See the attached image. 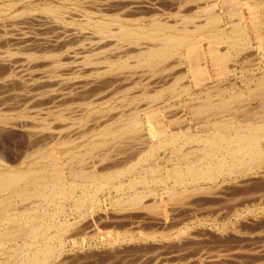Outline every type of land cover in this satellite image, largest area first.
<instances>
[{
    "label": "rangeland",
    "instance_id": "1",
    "mask_svg": "<svg viewBox=\"0 0 264 264\" xmlns=\"http://www.w3.org/2000/svg\"><path fill=\"white\" fill-rule=\"evenodd\" d=\"M183 1L186 2V4ZM189 1L188 0H107V1L106 0H0V11H1L0 16L1 17L4 16V17L0 18V22H3L2 21L3 19H7V24L10 21H12V23L10 22L11 24L9 26H6V20H4V22H3L5 24L0 23V25H1L0 29L2 31L5 29H8V30H5V33H7L6 35H8L7 36L8 40H7V37H6V39L4 38L5 33H3L0 30L1 31L0 37L3 36L0 38V47H1L0 52H3V53H0V55L4 59V63H3V59H1L2 62L0 61L2 63V64H0V73H2V74H0V118L2 119V120H0V122H1V124L4 123L3 124L4 128H2L1 124H0L1 125L0 128H2V130H4L7 125L9 128L15 127L13 129L12 128L9 129L6 127V130L8 129L7 132H6V130L2 131L0 129V156H3L0 158V160L2 158H4V159H2L3 161L5 160L3 162L4 163L3 167L4 168H11V169H17L20 167V168L25 169L26 167H28L30 165V162H31L30 157L34 152L33 150H35V149L39 150V148H40V152H44V153H49L50 149H52L51 152L53 151L55 156L57 158L59 157L58 158L59 163L65 162L67 160V158L70 157L71 152H79L81 154V156L83 153L84 158L80 156L81 160L82 159L83 160L80 163H78V161H74L71 164V166H72V168L75 167L74 169H78V167L79 168L83 167V171H85V172L94 171L95 173L100 175L99 173L101 171H98L97 170L98 168L100 170L101 167L102 168L105 167L107 165V162L109 164L117 165L119 160H120L119 161L120 163H118V165L116 167L114 166L111 168L112 169L119 168V166L121 164L120 168L126 169L127 166L129 167L130 165H133L132 163H136L137 160L140 158V156L143 155L144 151L147 150V146L144 148L145 145H142V143L145 144V140H143L147 136L145 133H147L150 130H154V128H156L160 124H162L166 128V130H168L169 132L170 131L171 132H182V131H184V129L189 128L190 134L191 133L192 134H196V133L199 134L205 128L204 124H206L207 121H209V122L214 121L215 118H210V119H207L206 117H204V118L202 117V119H200L199 117H198L199 119L197 117L194 118L190 114L191 111L189 110V108L192 107V104L193 105L198 104V102L207 98V96L216 97L217 94H220L223 92L222 94H225V96L227 97L228 94L230 93V91H232V89L234 87H235L234 89H236V91L239 90L241 92L242 96H244V98L245 99L247 98V99L245 102V99H243V97H242L243 100L238 101V102L234 101L235 103L232 102L234 104V108H236V109H233L234 111L231 112V114L235 115L236 118L238 117L237 119H239V120L240 119L243 121L253 120V119L255 120L256 118H254L253 115L254 116L259 115V111H260L259 107L256 108V106H259V100L256 99L257 96H255V98H253L254 97L253 94H252L253 97L249 96L250 94L247 91V86L250 85V83H249L250 80H252V82L256 81V80H260L261 76L264 75V71H263L264 70V56H263V53L261 50H258L259 52L257 51V45H256V34H258V32L261 35V37H263L262 42L264 43V5H263V7L260 8L261 16L258 17L259 21L263 22V24L261 25V27L259 26L258 29L256 28L257 30L253 29L251 26L249 28V36H250V39L252 40L253 48L256 46L255 49L257 52L255 53L254 52L255 50L253 48L249 49V52L247 50V53H246V51L245 52L243 51L241 53L242 55L238 56L237 61H236L237 58L236 57L233 58V56H232V59L229 61L230 62L229 65H230L231 70H237L238 69L235 73H230V74H227L225 76L218 77L211 70V72H210L211 77H212L211 81L212 82H215L216 80L217 81L208 89L195 86L193 84V79L189 73H187L184 76H183V74H181V71L183 73L185 67H188V65H189L188 61H184L182 66L180 65V67H179L178 64L175 63V65H174V63L170 62V61L174 62V60H175L174 57H173V60H170V59H172V57H170V59H169L170 61L167 60V62H166L167 65H164L165 64V62H164L163 67H161V68L155 67L156 68L155 71H153V70L149 71V68L147 67L148 65L146 66V64L139 62L140 58L136 54L137 53V50H136L137 47L135 48V46H137V45L134 46L131 41L130 42H128V41H124V42L118 41L117 42L116 38H114V37H112L110 39H108V38L106 39L109 42L107 43V41H106L104 45L108 44V46L107 47L102 46V48H100L102 51L99 49L93 53L88 52L87 54L90 53L91 56L84 54L86 57L89 56L88 59L86 58L87 60H89V63L85 59V61H86L85 64H87L85 66L89 67L92 64L91 66L94 68L93 65L95 64V65H97V66H95V69L97 67L101 66V67H99V69L100 68L103 69V70L100 69V71H102V74L99 73L97 75L98 77H96L95 75L92 74L93 75V77H92L91 74L88 73V72H90L89 68L87 71H83L82 74H81V72L75 71L76 70L75 69L76 64H79L78 66H84L83 64L85 61H83L84 58H82L81 60H80V58L76 59L73 56V54L74 55L76 54V57H77V54L81 51V48H79L80 46L83 47L84 46L83 44L88 42L84 46V47H86V46L88 47V45H90L89 42H91L89 40H92V39L93 40L94 39L99 40V38L101 36L103 37V35L99 34V32H97V30L95 28H93L92 26H89L87 23L85 26H84L85 23H82L83 24V26H82V24L81 23L79 24V22L77 23V21L73 17L76 16V19L80 22H85L83 19H85L87 17L88 18L91 17V19H94V20H96V19L98 20V18L99 19L102 18V20L106 19V21H108V20L113 18L112 14L115 15L114 13H116L117 15L122 14L121 16L123 18L126 17L127 19L125 18L124 23L132 26L133 28H136L137 26H148L151 23V21L158 19V21L159 22L162 21V23H167L169 25L174 24L175 26L174 25L173 26L177 27V28L184 25V26H187L188 28L191 29L193 26L192 22H190L186 19L189 23L186 22L183 24L182 23L183 22L182 17L186 16V15H191L192 13L190 12V10L196 9L197 5L200 4L202 6L203 3L204 4L211 3L214 0H197V2H196L197 5L195 2L192 4L193 0H189ZM187 2L189 3L188 5H187ZM107 3H109L108 4L109 7H108ZM179 3L180 4L183 3V5L181 4L182 8H181ZM204 4H203V6H204ZM221 4H222V0H215V5L217 8L222 7ZM45 5L57 7L58 11L62 10V12H63L65 10V13H66V11H70V13L72 14V17H71L70 13H69L70 16L68 14L63 13L64 15H66V16H64L62 14V12H61V14H62L61 16L71 17L72 19L75 20V22H71V18H66L67 20L64 21V19H63L64 17L59 18L57 21H59L61 19L60 20L61 23L67 24V25L64 24L65 26H68V24H69V26H71V27H69V28H71V30L68 27L66 28L64 25H63V27H62L63 29H62L60 26V25H62L60 23V21L57 22V24L55 22H51V20L53 21V19L55 17L52 14H48V13H46V15H48V16L50 15L51 17L49 16V18L51 20L46 15H44L46 17H44L42 15V23H41V21H40L41 18H39V17H41L40 16L41 14H45V12L41 11L40 9L42 7H44ZM105 6L110 8L111 11L109 9H107L108 11L105 10L106 9ZM112 6H113V8H111ZM98 7H100V8L103 7L104 9H102V11H101V9ZM37 8H39V9H37ZM94 8L96 9V11L94 10ZM30 9H31V11L34 9L35 10L34 12H36V11L37 12L34 13L32 11L31 14L29 13V15H28L26 12L27 11L29 12ZM97 10H99L101 13L98 11L99 12V14H98ZM210 10H211V8H210ZM15 11H16V14H15ZM123 11L126 14V16H124L125 14H123ZM188 11H189V13H188ZM9 12H11L13 15H11V13H9ZM74 13H76L78 16L77 15L73 16ZM89 13H91V14H89ZM8 14L10 15V17ZM24 14H25V16H24ZM101 14H106L107 17L101 16ZM107 14H109V15H107ZM36 15L39 17L37 18ZM110 15H111V17H109ZM202 15L206 16V13L201 14V16ZM246 15H247V13H246ZM34 16H36V18H37L36 20L34 19ZM15 17L16 18L19 17L20 19L18 18V21H17ZM24 17L26 20L22 21V19ZM77 17H79V19ZM10 18H12V19L14 18L16 20V22H17L16 26L14 25L16 23L15 20L13 19L14 20L13 21ZM81 18H83V19H81ZM88 18L85 19L86 22H88L87 20H91ZM9 19H10V21L8 22ZM32 19L35 21V23ZM38 19H40V20L38 21ZM224 19H225L224 21L226 22L228 17L224 16ZM27 20L29 22L32 21V24L30 23L27 25V23H29ZM46 20L50 21V23H48V24L46 23L47 26H46L45 22L43 23V21H46ZM21 21H22L24 26L21 24ZM37 21L40 23H38ZM19 22H20V24H18ZM68 22H70V23H68ZM24 23H26V25ZM52 23L53 24L55 23V25L57 26L56 27L54 25L56 27L55 30H54L55 27L53 26ZM39 24H41V27L39 26ZM13 25L15 26V28H13V27L10 28ZM22 26L25 28L21 29ZM37 26L40 28H37ZM42 26L45 28L48 26H50V27H48V29L46 28L47 29L46 30L45 28L43 29ZM51 26H53V27H51ZM226 26L227 25L223 24L220 29H223L225 33H229L230 29L228 26L226 28ZM74 27H77V29L76 28L74 29ZM108 27H111L110 30L114 29V31H116V29H117V25H115L114 23L113 24L110 23V25ZM49 28L50 29L52 28L51 30L53 32H55L57 34V36L59 35V32H61V29H62V31L66 34H64L63 32H61V34L62 35L64 34L66 36L63 35V37L60 38L62 36L60 34L58 36L60 38L59 39L57 36H55L56 35L55 33L51 32V30H49ZM57 28H59L58 32H56ZM65 28L70 30V31L66 30ZM72 28L74 29V33L77 34V37H76V35L73 36L74 34L71 33V32H73ZM78 28L80 29V31L83 30L82 33H85V32H87V33L82 34L80 31H78ZM45 30H46V32H45ZM64 30H66L67 32ZM76 31L81 35V37H78L80 35ZM68 33H69L70 37H68L69 36ZM92 33L94 34L95 38L91 37V36H93ZM9 35H11V36H9ZM86 35H90V36L88 37ZM12 37L13 38L15 37L16 40L13 39ZM67 37L69 38V40L70 39L72 40V38H73V40L75 41V39H76V41L75 42L74 41L71 42V40L68 41ZM51 38L55 41L51 40ZM56 38H58L59 40H64V42H61L58 40V43H62V44L64 43L65 44V41H67L66 42L67 45L66 44L63 45V46H65L63 48L62 44H60L62 49H59L61 47L59 44H56L57 43ZM63 38H65L67 40H65ZM1 39H3V40L5 39L6 41H3ZM80 39L85 41V42L83 43V41H80ZM86 40H88V41H86ZM1 41L3 43L5 42L7 45L4 43L5 44V46H4V44H1ZM46 41H49V42H46ZM51 41L54 43L56 42L55 43L56 46H55V44H54V46L55 47L59 46V48H57L59 50H57V49L54 50L55 47H53V46H50V48H48V45H47L48 50L46 49V43L47 44L49 43L50 45L53 44ZM78 41H80L83 44H81L79 46L78 44H80V42H78ZM114 41L117 42L116 44H118V46H119V44L124 43L123 47H122V45H120L121 46L120 48L123 50H121L120 52H117L114 50L117 54L113 51V49L117 48L120 50V48H118V46L116 44H114L115 43ZM144 41L146 44L143 43ZM69 42H71V43H69ZM76 42H78V43H76ZM8 43H9V45H8ZM43 43H45V45L41 46V44H43ZM72 43H74V44H72ZM110 43H112V45ZM152 43L156 44V41L152 42V40L143 38V39L139 40V42H138L139 46L138 47H143V46L148 47L149 45H153ZM71 44L74 47L71 46ZM29 45H31V46L29 47ZM113 45H114V48L112 47ZM124 45H125V47H124ZM3 46L5 49L3 48ZM36 46L37 47L39 46V48L37 49ZM40 46H41V49H40ZM77 46H79V47H77ZM115 46H117V47H115ZM133 46L135 49L133 48ZM226 46H227L226 44H221V45H218L217 47H218V49L222 50V49H225ZM71 47H72V49L74 48L76 50L74 51V49H73V52H72L71 49L69 50V48H71ZM105 47L107 49L112 47L113 49L110 48V50H108V51L106 50L107 51L106 52V51H103V49H105ZM203 47L204 48L208 47V43L206 40L203 41ZM77 48H79L80 51ZM25 49H27L28 52ZM34 49H35V51H34ZM44 49H46V50H44ZM64 49H65V51L67 50L69 53H73V54L70 55V54L66 53L67 51L64 52ZM9 50L11 52H9ZM31 50L33 51L32 52L33 54H31ZM42 50H44L46 52H44ZM49 50H50V52H53L55 54L58 53L59 56H58V54L56 56L53 53L49 55V53H50ZM111 50L113 52V55L111 53ZM134 50L136 53L132 52ZM4 51H6V52H4ZM38 51H41L44 53H40ZM36 52H38V53H36ZM123 52H124V55H126V57L122 56ZM8 53H10V54H8ZM27 53H28V55H26ZM62 53H64V55L66 53V55L62 57L61 56V55H63ZM97 53L99 55H96ZM104 53L105 54L107 53V54L105 55ZM118 53H120V54H118ZM250 53L252 54L251 56L249 55ZM6 54H8L9 58L13 60L12 62H14L16 60L17 62H20V63L23 61V60L22 61L20 60L22 58V56H24L23 58H28L29 60L31 58L32 60H30V61H33L35 59L34 57H36L35 60L38 61V60L42 59L43 56L45 58L47 56L51 60L52 59L56 60V58L58 57L59 60L57 58V60L55 61L56 64H55L54 60L51 61L50 59H45L47 61V63H46V61H44V59H43V61L40 60V62L33 61V63L35 62V64H37V63L42 64L43 62H45L49 66L48 67L46 64H42L43 66L45 65V67H43V68H42V65L37 64V67H36V65L33 63L23 62V64L27 63L26 64L27 69H25V71H24V69H22V68H25V67H22L23 66L22 63L21 64L18 63V64H20V66H19L16 62L15 68H14L12 65L14 63H12L11 61L9 62L10 59H8V62H7L6 58L8 57V55H6ZM44 54H47V55H44ZM93 54H94V56H93ZM109 54L111 57L109 56ZM36 55H38L40 59ZM114 55H116V56H114ZM245 55H247L249 57L244 58L243 56H245ZM253 55H257V57L253 56ZM4 56H7V57L5 58ZM11 56H13V57L11 58ZM60 56H61V58H60ZM72 56L75 58V60H74V58H72ZM172 56H174V55H172ZM65 57L68 59L65 60L66 59ZM241 57H242V59H241ZM62 58L63 59L65 58V59L63 60ZM70 58L73 59L76 64ZM110 58H112V60H109ZM69 59H70V61H69ZM117 59L119 61L122 60V62H125V60H127V62H128L129 67L123 68V71L120 69L121 70L120 74H122V76L124 75L126 77L125 82H124L126 85H124L121 82V80L124 81L125 77L123 76L124 78L122 77L123 78L122 79L121 76L120 77L118 76L120 70L116 71L115 67L113 68L115 70L111 69L113 65H111L110 61H112V62L114 61V63L115 62L117 63V61H118ZM24 60H26V59H24ZM29 60H27V61H29ZM60 60L63 62V64ZM115 60H117V61H115ZM41 61H42V63H41ZM58 61H60V63ZM66 61H67V63H66ZM127 62H126V64H127ZM232 62H234V63H232ZM10 63H12V64H10ZM48 63H50V64L53 63L54 65L53 64L50 65ZM64 63H66V65L69 64L70 72H71V70L75 69L73 71L72 75H74V72L75 73L78 72L80 74H77V75L75 74L74 76H70L71 73L69 72L68 67L66 68L65 67L66 65L64 66ZM80 63L81 64L83 63V64L81 65ZM131 63H133V65ZM168 63L172 64L173 66L172 65L168 66ZM29 64L31 65V67H29L30 70L28 69ZM57 64H58V66H57ZM71 64H73V65L75 64V66H73ZM1 65L2 66L6 65L7 69H9V71L11 69L12 70L14 69V70L11 73L10 72L8 73L7 72L8 70L5 71L6 68L1 67ZM8 65L9 66L11 65V66L9 67ZM26 65H24V66H26ZM59 65H63V66H61V67H64L62 69H67L66 74H64L65 70L63 71ZM16 66L19 68L21 67V69H19V68L17 69ZM50 66L55 72L56 71L57 72L60 71V72L58 74H57V72L54 73L55 75L51 74V73H53V70L50 73V71H51ZM53 66L55 67V69L53 68ZM72 66L74 68H72ZM174 66L176 68L178 67L177 71L174 68ZM92 67H90V68L93 69ZM168 67H170V69H168ZM31 68H32V70H31ZM44 68H45V70L48 68V70H46V73L49 75V78L51 80H53V81L55 80L56 84H57V82L59 83L58 84L59 87H62L60 85L61 83L64 87L66 86L65 88L62 87L65 90H60V88H58V85L57 86L54 85L55 83H53V81L52 82H51V80L47 81L49 78L46 76L47 75L46 73L44 74V72H45L43 70ZM56 68L58 70H56ZM59 68L62 70V72ZM171 68H174L176 73L172 72V71H174V69H171ZM179 68H181V69H179ZM161 69L164 71L167 70L169 72L166 71V74H165V72L162 71ZM42 70L44 72H42ZM109 70H113V71H111L112 73H110L111 75H109V72H110ZM2 71H4V72H2ZM39 71H40V74L42 73L41 77H40V74L38 73ZM47 71H49V72H47ZM5 72L8 73L10 77L6 76L7 74L5 75ZM31 72H32V74H31ZM123 72H124V74H123ZM171 72L173 74H170ZM177 72H179V74ZM62 73H63V75H62ZM67 73H69L70 75ZM131 73H133L134 79L131 77L132 76ZM143 73H145V74H143ZM148 73H149V75H148ZM160 73H161V75H160ZM105 74L107 77L104 76ZM125 74H128V75H125ZM162 74H163V76L170 74L173 77L175 75L177 80L174 77V79H175V81H174L173 77L171 76L174 82L172 81V79H170L171 81L170 80L166 81L167 83L166 82L164 83L162 81L163 85L165 87L161 86L162 82L160 83L159 77L162 76ZM43 75H45V76H43ZM61 75H62V77H61ZM67 75H68V77H66ZM86 75H88V76H86ZM100 75H101V77H100ZM145 75H146V77H144ZM157 75H160V76L156 77ZM180 75H182V76H180ZM52 76L55 79H52ZM127 76H128V78L131 77V79L133 80L132 83L127 84L126 80H128V82L131 81V79L129 81ZM78 77H80V78L76 80V78H78ZM155 77L157 80L154 79ZM178 77H180V78L178 79ZM56 78H59L60 80L56 79ZM92 78L93 79L99 78V79L98 80L95 79V81H94V80H92ZM100 78H102V79H100ZM115 78H117V79H115ZM152 78L156 82L159 81L158 84L159 85L161 84V85L159 86V85L154 84L155 81ZM61 79H64L63 82L65 84L67 83V82H65L66 79H67L66 81L71 79L70 80L71 82L69 81L68 84L65 85V84H63ZM85 79H86V82L91 80L90 84L93 82L92 84H94V85H92V84L90 85L89 82L86 83L84 81ZM111 79H112V81H111ZM151 79L154 82L151 81ZM243 79L246 80L247 83L246 82L241 83L243 81ZM3 80H5L6 82ZM33 80H35V82ZM45 80H46V82H45ZM73 80H75L74 82L80 81V83L83 86L85 83L87 85L85 84L84 87L80 86L82 88H76L77 82L74 83ZM106 80L107 81L109 80L110 82L109 81L107 82ZM134 80H135V82L138 81L137 82L138 85L133 84ZM105 81L108 84H106ZM113 81H115V82H113ZM169 81L171 82V84H169L170 83ZM233 81L237 85V87L235 86ZM36 82H38V83H36ZM47 82H49V83H47ZM97 82L98 83L101 82V84H97ZM116 82H118V83H116ZM119 82L121 85L119 84ZM39 83H40V85H39ZM42 83H44V84H42ZM46 83L49 85H47ZM72 83L76 87L70 85ZM110 83H112L113 85ZM143 83L146 86H144ZM77 84L80 85L79 83H77ZM105 84L107 85L108 88L105 87ZM116 84H118V85L116 86ZM132 84H133V87H131ZM139 84L143 85V87L141 85V87H142V88L140 87L141 89L138 88L140 86ZM230 84H232L233 86ZM38 85L41 86L40 89H42L43 92L38 91V90H40ZM153 85H156L155 88ZM217 85H219L218 86L219 88L218 87L216 88ZM228 85L232 86V87L229 88ZM69 86H72V89H71V87L69 88ZM102 86H104V87H102ZM113 86H116V88ZM119 86H122V87H119ZM149 86H150V88H149ZM169 86H171V87H169ZM187 86H188V88H186V89H188V90L185 89V91H184L183 87H187ZM245 86H246V88H245ZM46 87H47V89L51 88L50 90H52L51 92H53L54 95L56 94V93H54L56 91L62 95H59L57 93L58 95L56 94V96L53 98L52 97L53 94L51 93V97L53 98V100H52L51 97H49L47 95V93L50 95V90L45 92ZM85 87L87 89H84ZM111 87H113V88H111ZM151 87H153L154 89ZM158 87H160L159 95H157V97L155 99H153V97L151 98V96H152L151 94L153 93V91L157 90ZM43 88H44V90H43ZM66 88H67V90H66ZM89 88L93 89L92 93L90 92L91 89H89ZM31 89H34V90L31 91ZM74 89H76L77 91ZM83 89L85 92L83 91ZM179 89H182V90H179ZM224 89H226V90H224ZM68 90L70 92H68ZM219 90H220V92H219ZM33 91H34V94H33L34 97L33 98H35V100H36V98H38L37 99L38 101H36V102L32 98L31 93H33ZM36 91H38V93L39 92L40 93L37 95ZM179 91H181V92H179ZM44 92H45V95L47 97L44 94H42ZM60 92H65V94L60 93ZM76 92H77V94H76ZM25 93L27 95L26 96L27 98H28V95L31 94V96H29V97H31V99L28 98L30 100H27V101L25 100L26 102L24 101V99L26 97H23V96H25ZM66 93H68V94L66 95ZM70 93H72V95ZM84 93H86V94H84ZM20 95L24 99L21 98ZM42 95H44V96H42ZM62 96H64V99H65V97H67L68 99L64 100V102H63ZM68 96H71V99ZM41 97L42 98L44 97V98L41 99ZM58 98H60L59 99L60 101H58ZM18 99L19 100L22 99V101L20 102ZM39 99H41V100H39ZM56 99H57V101L54 102V100H56ZM152 99H153V101H152ZM198 99H200V101ZM23 101H24V103H23ZM30 101H33V102H30ZM44 101H46V102H44ZM18 102H19V104L17 105ZM9 105H11V108H8ZM237 107H239L240 109ZM144 110H146V112L150 113V115L145 114ZM42 112L44 114H43V116H40V115H42ZM135 112H140L139 117L142 120V124H143L142 133L138 132L140 137L138 136V134L136 137V139L137 138L139 139V141H138L139 144L136 142L138 139L135 141L133 140V142L130 139L132 142L131 143L127 138L119 139L122 141L117 140L118 141L117 142L115 139L112 140V138L109 137L108 139L110 141L107 139V142H109L110 144L105 143L106 145H103V148H102V146L100 148V145L97 146L100 148L99 149L96 147L97 149H99V151H96L97 150L96 148L93 149L92 144H96L100 140V137H98L96 135V133L98 134V132L101 128H103L105 125L111 124L110 126H113V125H116V123L119 124L120 122H122L124 120L125 117H129L130 114L134 115ZM151 112H152V114H151ZM69 113H70V115H69ZM158 113H159V115H157ZM227 114L229 115L230 113L226 112L223 114L225 118L228 116ZM237 114H238V116H236ZM222 117H217V118L219 119ZM159 118H161V119H159ZM183 119L185 122L183 121ZM173 120H174V122H173ZM96 121H97V124H96ZM5 122H7L8 124ZM182 122H184V123L181 124ZM59 123L62 125H60ZM25 124H26V126H25ZM51 124L54 126V128H52L53 126ZM50 125L52 126L51 129L49 128L51 133H53L52 131L55 130L56 128H57V130L62 129L64 131V132H62V130H61V131H59V134H58V131L55 130L57 132L53 133V134H55L54 136L52 134V136L54 138H52V139L50 138L51 142H50V139H48L50 134H51V133H49V130H48V127ZM183 125H184V127H183ZM95 126L96 127L98 126L100 129L98 127L96 128ZM151 126H153V128ZM45 127L47 128V130ZM26 128L27 129L28 128H31V129L34 128L36 136H37V132H39L38 136L35 137V135H33L34 130L32 131L30 129L31 132L33 133V134H30V136H32V135L34 136V137H32L34 139L33 141L30 140L31 139V137H30V139H29V142L31 141L30 143L27 140V138H29L28 132L26 133V136L24 134L27 131ZM36 128H37V130L38 129L44 130V131H41V133L46 131L47 133H49V136H46V132L44 134H40V130L37 131ZM43 128H45V129H43ZM30 130H29V133H31ZM95 130H97V131H95ZM75 131L77 134L74 133ZM60 134H63L64 137H63V135H61L60 139H59ZM39 135H41L42 137H43V135H45L46 137H43L45 140H43V138ZM75 135H77V136H75ZM153 135H154L153 141H155V139L158 137V135L157 134H153ZM52 136H50V137H52ZM39 138L42 139L43 141H46L47 143L48 142L49 143L48 144L46 142L43 143V141H40ZM65 138H66V140H65ZM57 139H58V141H56ZM123 140L126 142H123ZM34 141H37V142L34 143ZM59 141L62 143L58 144ZM63 141H66L67 143H65V142L63 143ZM128 141H129V143H128ZM119 142L120 143L122 142L121 144H123L124 146L126 143V146L121 148V144ZM130 143L133 146H131ZM135 143L138 145V147H137V145H135ZM29 144H31V145H29ZM43 144H44V147H43ZM118 144L120 145L119 146L120 148L118 147ZM113 145L117 146V147H114ZM128 145H130V146H128ZM134 145L139 149H136ZM106 146H108V147H106ZM111 146H112V149L109 150L111 148ZM105 147L107 148L106 150H105ZM126 147H127V149H126ZM128 147L129 148H131V147L135 148L136 151L138 150V152H136L134 149L130 150ZM41 148H44V149H41ZM116 148L118 151L116 150ZM67 149H68V151H67ZM101 149H104L103 150L104 152H102ZM122 149H124V150H122ZM38 150L36 152H39ZM92 150H94V151L92 152ZM107 150L109 153H107ZM120 150H122V154H121ZM165 150L160 149L158 152L155 153L154 156H151V158L147 157V158H145L146 161L144 160L143 163H141L140 165L138 164L139 166L136 165L134 167V170H132L131 172H125L124 175H120V177L118 178V180L115 183V186H117V185L121 186V184H123L121 186V190H119L120 188L116 189L114 186H110L109 188H106L105 190L100 191L97 194V200H96V202L99 200L98 201L99 204L97 202V204L95 205L94 204L95 202H94L91 205L92 202L91 203L88 202L85 205L86 207L84 206V209L82 211H80V210H75L76 205L74 204V200L70 199L69 201L68 200L64 201L63 207H62L63 212L59 218L62 220H65V218H66L71 222L73 221L72 229H70V232H72V233H68V235L73 234V236L71 235L72 236V238H71V236L65 235V249L62 252L61 257L57 258V259H60L59 261H61V262L59 263L58 260L54 259L48 264H244V263L245 264H264V177H263L264 175H262V177L261 176L253 177L252 175H249V176H246L245 178L244 177L240 178V182H235L232 179L220 178L218 180L219 185L217 184L218 186L213 187V188H215V189L217 188V189L214 190L213 188H211L213 191L212 194H209L212 192L211 189L208 190L209 193H205V194L202 193V195H201V193H195V194L189 193L185 197H183L181 200L167 199L165 196L166 194H163V193H165L164 192L165 186H167V187L174 186L173 179H170L169 177L165 180V183H158V182L153 183V181H151V180H150L151 181L150 182L149 181L150 177H149L148 182L146 184H140L139 182H137L138 184L135 183V185H133L132 180L135 177H138L140 175V173H141L140 171L142 168H145L147 166H153V165L157 164L160 167L158 173H160L164 176H167L168 174L170 175L171 167H172V165L175 164V160H174L175 158L173 156H165L166 155L165 153L167 151V150L166 151ZM119 151H120V154H119ZM30 152H31V154H30ZM36 152H34V153H36ZM66 152H67V156H63L62 153L66 154ZM263 152H264V145H263ZM27 153H29V154H27ZM145 153H146V151H145ZM26 154H27V156H26ZM161 155L162 156L164 155V156L161 157ZM6 157H7V159H5ZM106 159H108V161ZM110 160L111 161L113 160V161L110 163ZM100 161L102 162L103 165L104 164H106V165L102 166V164L99 163ZM116 161H117V163H115ZM98 164H100V165H98ZM97 165H98V167H97ZM61 171L63 172L65 177L68 176L67 170H66V165L61 166ZM105 172H107V171H102V173H105ZM223 180H224V182H223ZM82 181H85V180H81V182ZM220 183H223V184L221 185ZM206 185H211V184L207 183ZM82 186L85 189L82 190ZM87 186L89 187L88 182H86V181L82 182L81 187H77V191L75 189L74 195L75 196L81 195L83 193V191L88 188ZM174 187L178 188V186H174ZM220 187H222V188L220 190H218ZM133 189H135L136 191H144L145 190L144 192H146V193H148L149 190L154 191L156 193V195L158 196V199L160 200V203H161V210L160 211L161 212L160 211L157 212V211H155L153 209H149V208H142L141 209V207L136 208L137 211L135 209L128 208L130 210L129 211L128 209L120 208L121 207L120 205H116V199H117L118 195L120 196V194L122 195L123 193L130 194L131 192H133ZM177 190H179V188ZM148 197L149 196H147L145 198L148 199ZM186 197H187V200H186ZM145 198H144L143 202L147 203ZM29 201H33V200H28V202ZM28 202L23 201V203H22L20 201H17L15 203L16 205L13 204V206H14L13 209L19 208L18 210H21L23 208H28V206H30V204H27ZM20 203H22L23 205ZM24 203H26V204H24ZM29 203H32V202H29ZM38 203L39 202H37V204ZM26 205H27V207H26ZM42 207L48 211H51L52 209L54 210L56 207V202H55V204L52 203V205H47V206H42ZM121 209L124 212L121 211ZM126 210L128 212H126ZM84 212H86V213H84ZM154 216H156V217H154ZM166 221H167V223H166ZM77 227L79 228V230ZM75 232H76V234H75ZM110 236H111V238H110ZM107 240H109V241H107ZM15 243H14V240L8 241L6 243V246L2 249V252H0V264H10L9 262H11V263L13 262V260H14L13 257L15 258L14 254H16L15 253V250H16L15 247H17L16 245H18L20 243V240H18V239L15 240ZM9 249H10V251H9ZM63 261H65V262H63ZM4 262H6V263H4ZM215 262H218V263H215Z\"/></svg>",
    "mask_w": 264,
    "mask_h": 264
},
{
    "label": "bare ground",
    "instance_id": "2",
    "mask_svg": "<svg viewBox=\"0 0 264 264\" xmlns=\"http://www.w3.org/2000/svg\"><path fill=\"white\" fill-rule=\"evenodd\" d=\"M107 1V0H106ZM189 1V0H188ZM20 2V1H19ZM184 2V1H183ZM190 2V1H189ZM196 3L197 2V0H193L192 1V4L193 3ZM111 3V2H110ZM185 4H186V2H184ZM14 4V3H13ZM109 3H107V5H108ZM112 4V3H111ZM115 4V3H114ZM180 4V3H179ZM178 4V5H179ZM182 5H183V3H181ZM181 4H180V6H181ZM184 4V5H185ZM189 3L187 2V5H188ZM204 4V3H203ZM203 4H202V6L199 4V5H197V3H196V9H191L190 10V12L192 13H190L191 15H186V16H183L182 18L184 19H182V23L184 24V23H186V22H188V21H190V22H192V24H193V26H192V28L190 29V28H188L187 26H181V27H174L173 25H169V24H167V23H162V21H158V19H156V20H154V21H151V23L148 25V26H137L136 28H133L132 26H130V25H128V24H126V23H124V21H125V18H123L121 15H117L116 13H114L115 15H113L112 14V16H113V18L112 19H110V20H108V21H106V19L105 20H102V18L101 19H99L98 18V20L96 19V20H94V19H91V17L90 18H88L87 16V18L88 19H91V20H87L88 22H86V20L85 19H87V18H85V19H83V18H81V19H83L85 22H80V21H78L77 19H76V16L75 17H73V18H75V20L77 21V23L79 22V24L81 23H85L84 24V26L86 25V23L89 25V26H92L93 28H95L96 30H97V32H99V34H102L103 35V37L101 38H99V40L97 39H92V40H89V41H91V42H89V44L90 45H88V47L86 46V47H84L85 46V44H87V43H85V44H83L85 41H83V40H81L80 39V41H83V43H81L80 41H78V42H80V44H78L79 46L81 45V44H83L84 46L82 47V46H77V47H79V48H81V51H80V49L79 48H77V49H79V53L77 54V57H76V54L74 55L73 53H69L70 51V49H71V51L73 52V49H72V47L71 48H69V52L67 51H65V49H64V52H66V53H68V54H70V55H72L73 54V56L77 59H79L80 58V60L82 59V58H84L83 59V61H85V59L87 58L88 59V57H86L85 55H90V53L89 54H87L88 52H95V51H97V50H99L100 48H102V46H108V44L107 45H104L105 44V42L107 41V43L109 42L108 40H106L107 38L108 39H110V38H112V37H114V38H116V41L118 42V41H128V42H132V44L135 46V45H137V46H135V48L137 47V53L135 52V50L134 51H132V52H134V53H136L138 56H139V58H140V61L139 62H142L143 64H146V66L149 68V71L150 70H153V71H155L156 70V68L157 67H159V68H161V67H163L164 65H167L166 64V62H167V60L168 61H170V60H173V57L175 58V60H174V62L173 61H170L171 63H174V65H175V63L176 64H178L179 65V67H180V65L182 66V64L184 63V61H188L189 62V65H188V67H185V69H184V72L182 73V71H181V74H183V76L184 75H186L187 73H189L190 75H191V77H192V79H193V84L195 85V86H197V87H200V88H210L215 82H212L211 81V79H212V77H211V70H212V72H214L218 77H222V76H225V75H227V74H230V73H235L237 70H231V68H230V65H229V61L232 59V56H233V58L234 57H236L235 59H236V61L238 60V56H240V55H242L241 53L244 51H246V53H247V50H248V52H249V49H251V48H253V45H252V40L250 39V36H249V28H250V26L253 28V29H258V27L260 26L261 27V25L263 24V22H261V21H259V18L258 17H260L261 16V12H260V8L261 7H263V5H264V0H222V4H221V6L222 7H219V8H217L216 7V5H215V0L213 1V2H211V3H206V4H204V6H203ZM10 5V4H9ZM106 5V4H105ZM106 5V6H107ZM8 6V5H7ZM11 6V5H10ZM105 6V7H106ZM179 6V7H180ZM104 7V6H103ZM100 8V7H98V8H100L101 9V11H102V9H104V8ZM108 7H109V5H108ZM108 7H106V9L105 10H107V9H109L110 10V8H108ZM91 8V7H90ZM111 8H113V6L111 7ZM181 8H182V6H181ZM210 8H211V10H210ZM37 9H39V8H37ZM41 11H43V12H45V14H41L40 16L41 17H39V16H37V18L39 17V18H41V20L40 19H38V21L40 20L41 21V23H42V15L44 16V15H46V13H48V14H52L55 18L53 19V21L49 18V16L48 15H46L50 20H51V22H55L56 24H57V22H59V21H57L59 18H62V17H64V16H66V15H64L63 13H65V10L62 12V10L59 12L58 11V8L57 7H54V6H50V5H45L44 7H42L41 9H40ZM92 10V9H91ZM94 10L96 11V9L94 8ZM104 10V11H105ZM8 11V10H7ZM21 11V10H20ZM23 11V10H22ZM33 12L35 11L34 9L32 10ZM31 9H30V11L28 12H26L28 15H29V13L31 14ZM99 10H97V12H98ZM103 11V12H104ZM108 11V10H107ZM111 11V10H110ZM117 11V10H116ZM37 12V11H36ZM36 12H34V13H36ZM61 12H62V14L64 15V16H61L62 14H61ZM68 12V13H67ZM72 12V11H71ZM100 12V11H99ZM99 12H98V14H99ZM102 12V13H103ZM0 13H1V11H0ZM3 13V12H2ZM5 13V12H4ZM9 13H11V12H9ZM14 13V12H13ZM18 13V12H17ZM69 13H70V11H66V13L65 14H68L69 15ZM101 13V12H100ZM107 13V12H106ZM188 13H189V11H188ZM206 13V16L205 15H202L201 16V14H205ZM246 13H247V15H246ZM15 14H16V11H15ZM19 14V13H18ZM26 14V15H27ZM71 14V13H70ZM89 14H91V13H89ZM123 14H125L124 13V11H123ZM260 14V15H259ZM9 15V14H8ZM7 15V16H8ZM11 15H13L12 13H11ZM23 15V14H22ZM35 15V14H34ZM67 15V16H68ZM74 15H77L76 13H74L73 14V16ZM88 15V14H87ZM107 15H109V14H107ZM259 15V16H258ZM6 16V15H5ZM21 16V15H20ZM24 16H25V14H24ZM33 16V15H32ZM36 16H34V19L36 20L37 18H36ZM46 16H44V17H46ZM52 16V17H53ZM61 16V17H60ZM70 16V15H69ZM78 16V15H77ZM95 16V15H94ZM101 16H106V14H101ZM124 16H126V14L124 15ZM204 16V17H203ZM224 16L226 17H228V19H227V21L225 22L224 20ZM2 17H4V16H2ZM1 16H0V18H2ZM9 17H10V15H9ZM28 17V16H27ZM26 17V18H27ZM51 17V16H50ZM71 17H72V14H71ZM71 17H64L63 19H64V21L65 20H67L66 18H71ZM107 17V16H106ZM109 17H111V15L109 16ZM16 18V17H15ZM19 18V17H18ZM18 18H16V20L18 21ZM30 18V17H29ZM47 18V19H48ZM78 19H79V17H77ZM94 18V17H93ZM11 20H13L12 18H10ZM10 19L8 20V22L10 21ZM20 19V18H19ZM31 19V18H30ZM46 19V18H45ZM48 19V20H49ZM127 19V18H126ZM188 21H187V20ZM195 19V20H194ZM4 20H6V26H9L11 23H12V21H10L8 24H7V19H3L2 21L4 22ZM15 20V19H14ZM13 20V21H14ZM16 20H15V22H16ZM23 20H26L25 19V17L22 19V21ZM29 20V19H28ZM27 20V21H28ZM33 20V19H32ZM48 20H46V21H43V23L45 22V24L47 23H50V21H48ZM75 20L74 19H72L71 18V22H75ZM82 20V21H83ZM22 21H21V24L23 25V23H22ZM34 21V20H33ZM37 21V22H38ZM70 21V20H69ZM185 21V22H184ZM3 22H0V23H3ZM29 22V21H28ZM63 22V21H62ZM165 22V21H164ZM169 22V21H168ZM14 23V22H13ZM32 24V21L31 22H29V23H27V25L28 24ZM34 23H35V21H34ZM38 23H40V22H38ZM55 23L53 24V26L55 25ZM60 23H61V21H60ZM68 23H70V22H68ZM110 23L111 24H115V25H117V29H116V31H114V29L113 30H110L111 29V27H108L109 25H110ZM173 23V22H172ZM179 23V22H178ZM189 23V22H188ZM3 24H5V23H3ZM16 24H17V22L14 24L15 26H16ZM18 24H20V22L18 23ZM25 25H26V23H24ZM47 24H46V26H47ZM62 25H60L61 26V28L63 27V25L65 24H63V23H61ZM181 24V23H180ZM223 24H225V25H227L228 27H229V29H230V32L229 33H225L224 32V30L223 29H220L221 27H222V25ZM11 26L10 28H15V26ZM51 25V24H50ZM65 25H67V24H65ZM64 25V26H65ZM75 25V24H74ZM73 25V26H74ZM87 25V26H88ZM182 25V24H181ZM190 25V24H189ZM1 26V25H0ZM5 26V25H4ZM19 26V25H18ZM21 26V25H20ZM24 26V25H23ZM21 27V29L22 28H25V27ZM39 26L41 27V24H39ZM53 26H51V27H53ZM56 26V25H55ZM54 26V27H55ZM82 26H83V24H82ZM219 26V27H218ZM227 26H226V28H227ZM40 27H38L37 26V28H40ZM48 27H50V26H48ZM48 27H46L47 29H48ZM57 27V26H56ZM56 27L54 28V30L56 29ZM66 28L68 27H71V26H69V24H68V26H65ZM190 27V26H189ZM1 28V27H0ZM19 28V27H18ZM42 28L44 29L45 27H43L42 26ZM41 28V29H42ZM45 28V29H46ZM60 28V27H59ZM59 28H57V30H56V32H58V29ZM65 28V29H66ZM77 29V27H74V29ZM46 29V30H47ZM52 29V28H51ZM50 28H49V30H51ZM63 29V28H62ZM62 29H61V32H63L62 31ZM70 30H71V28H69ZM74 29L72 28V30H73V32H71V33H73L74 35L73 36H75L76 35V37H77V34L76 33H74ZM94 29V30H95ZM256 29V30H257ZM1 30V29H0ZM5 30H8V29H5ZM5 30H1L3 33H5ZM11 30V29H10ZM14 30V29H13ZM16 30V29H15ZM18 30V29H17ZM46 30H45V32H46ZM66 30H68V29H66ZM66 30H64V31H66ZM70 30H68V31H70ZM0 31V32H1ZM78 31H80V29L78 28ZM83 31V30H82ZM82 31H80L81 33H82ZM51 32H53L52 30H51ZM61 32H59V35L61 34ZM67 32V31H66ZM77 32V31H76ZM10 33V32H9ZM53 33H55V32H53ZM64 33V32H63ZM70 33V32H69ZM69 33H68V35H69ZM78 33V32H77ZM85 33H87V32H85ZM85 33H82V34H85ZM7 33H5V39H6V37L8 36V35H6ZM56 34V33H55ZM64 34H66V33H64ZM63 34V35H64ZM79 34V33H78ZM4 35V34H3ZM44 35V34H43ZM51 35V34H50ZM58 35V36H59ZM62 35V34H61ZM63 35L60 37V38H62L63 37ZM80 35V34H79ZM92 35L93 36H91V37H94V34L92 33ZM96 35V34H95ZM9 36H11V35H9ZM13 36V35H12ZM15 36V35H14ZM54 36V35H53ZM55 36H57V34L55 35ZM57 36V37H58ZM64 36H66V35H64ZM85 36V35H84ZM86 36H90V35H86ZM100 36V35H99ZM98 36V37H99ZM108 36V37H107ZM110 36V37H109ZM1 37H3V36H1ZM0 37V38H1ZM52 37V36H51ZM68 37H70V35L68 36ZM67 37V39H68V41H70L69 40V38ZM75 37V38H76ZM78 37H81V35L80 36H78ZM97 37V38H98ZM13 38V37H12ZM11 38V39H12ZM35 38V37H34ZM33 38V39H34ZM59 38V37H58ZM58 38H56V44H62V43H58V40L60 39H58ZM66 38V37H65ZM65 38H63V39H65ZM72 38V37H71ZM95 38V37H94ZM143 38H145V39H149V40H152V42L153 41H156V44L154 43H152L153 45H147L148 47H138L139 45H138V42H139V40L140 39H143ZM262 38L263 37H261V35L259 34V32H258V34H256V45H257V51L258 50H261L262 51V53H263V56H264V43L262 42ZM3 40V39H1V40H3V41H6V40ZM10 39V38H9ZM13 39H15V37L13 38ZM55 39V38H54ZM67 39H65V40H67ZM79 39V38H78ZM84 39V38H83ZM7 40H8V37H7ZM16 40V39H15ZM51 40H53L52 38H51ZM114 40V39H113ZM204 40H206L207 41V43H208V47L207 48H204L203 47V41ZM39 41V40H38ZM42 41V40H41ZM53 41H55V40H53ZM59 41H61V42H64V40H59ZM74 40H73V38H72V40H71V42H73ZM75 41H76V39H75ZM74 41V42H75ZM86 41H88V40H86ZM112 41V40H111ZM116 41H114L113 43L114 44H116L117 42ZM148 41V40H147ZM146 41V42H147ZM12 42V41H11ZM34 42V41H33ZM45 42V41H44ZM46 42H49V41H46ZM52 42V41H51ZM67 41H65V44L67 45V43H66ZM71 42H69V43H71ZM78 42H76V43H78ZM122 42V43H123ZM5 43V42H4ZM2 41H1V44H4ZM53 44H47L46 43V49H47V45H48V48H50V46H53V47H55L56 46V44L54 43V42H52ZM143 43H145V41L143 42ZM148 43V42H147ZM6 44V43H5ZM5 44H4V46H5ZM39 44V43H38ZM37 44V45H38ZM54 44H55V46H54ZM64 43L62 44V46L63 45H65ZM72 44H74V43H72ZM71 44V46H73ZM103 44V45H102ZM111 45H112V43H110ZM124 44V43H123ZM123 44H119V46H118V44H116L117 46H118V48H120L121 46L120 45H122V47H123ZM146 44V43H145ZM144 44V45H145ZM151 44V43H150ZM221 44H226L227 46L225 47V49H218V45H221ZM7 45V44H6ZM8 45H9V43H8ZM42 45H45V43H43V44H41V46ZM70 45V44H69ZM4 46H3V48H4ZM31 45H29V47H30ZM41 46H40V49H41ZM117 46H115V47H117ZM134 46H133V48H134ZM35 47V46H34ZM33 47V48H34ZM37 47V46H36ZM60 47H61V45H60ZM65 46H63V48H64ZM67 47V46H66ZM74 47V46H73ZM105 47V49H103V51H108V50H110V48H114V45L112 46V47H108L109 49H107ZM124 47H125V45H124ZM132 47V46H131ZM1 48V47H0ZM7 48V47H6ZM32 48V49H33ZM39 48V46L37 47V49ZM44 48V47H43ZM57 48H59V46H57V47H55V49L54 50H56ZM76 48V47H75ZM112 48V49H113ZM128 48V47H127ZM134 48V49H135ZM256 46L253 48L255 51V53L257 52L256 51ZM5 49V48H4ZM8 49V48H7ZM6 49V50H7ZM29 49V48H28ZM46 49H44V50H46ZM53 49V48H52ZM51 49V50H52ZM59 49H62V47L61 48H59ZM59 49H57V50H59ZM184 49V50H183ZM25 50H27V49H25ZM30 50V49H29ZM44 50H42V51H44ZM48 50V49H47ZM76 49H74V51H75ZM101 50V49H100ZM117 51V52H120L121 50H123V49H121L120 48V50L119 49H113V51ZM125 50V49H124ZM129 50V49H128ZM3 51V50H2ZM34 51H35V49H34ZM53 51V50H52ZM102 51V50H101ZM100 51V52H101ZM106 51V52H107ZM114 51V52H115ZM126 51V50H125ZM124 51V52H125ZM251 51V50H250ZM4 52H6V51H4ZM9 52H11L10 50H9ZM27 52H28V50H27ZM33 51L31 50V54H33L32 53ZM38 52H40V53H44V52H46V51H44V52H41V51H38ZM38 52H36V53H38ZM49 52H50V50H49ZM56 52V51H55ZM61 52V51H60ZM124 52H123V54H122V56H125L126 57V55H124ZM129 52V51H128ZM127 52V53H128ZM259 52V51H258ZM0 53H3V52H0ZM53 52H50L49 53V55L50 54H52ZM66 53H65V55H66ZM111 53H112V55H113V52H112V50H111ZM116 53V52H115ZM114 53V54H115ZM8 54H10V53H8ZM8 54H6V55H8ZM14 54V53H13ZM30 54V53H29ZM54 55H56L57 56V54H55V53H53ZM63 55H61L62 57L63 56H65L64 55V53H62ZM81 54V55H80ZM85 54V55H84ZM105 54V53H104ZM103 54V55H104ZM107 54V53H106ZM105 54V55H106ZM117 54V53H116ZM118 54H120V53H118ZM131 54V53H130ZM129 54V55H130ZM133 54V53H132ZM254 54V53H253ZM259 54V53H258ZM257 54V55H258ZM4 55V54H3ZM26 55H28V53L26 54ZM44 55H47V54H44ZM48 55V56H49ZM96 55H99L98 53L96 54ZM172 55H174V56H172ZM250 56L252 55L251 53L249 54ZM257 55H253V56H256L257 57ZM1 56V55H0ZM38 58H39V56L38 55H36ZM43 56V55H42ZM55 56V57H56ZM58 56H59V54H58ZM61 56H60V58H61ZM69 56V55H68ZM67 56V57H68ZM72 56V58H74ZM91 56V55H90ZM93 56H94V54H93ZM109 56H110V54H109ZM114 56H116V55H114ZM137 56V57H138ZM5 58L7 57V56H4ZM13 56H11V58H12ZM24 56H22V58H23ZM26 57V56H25ZM31 57V56H30ZM29 57V58H30ZM44 57V56H43ZM42 57V59H40V60H42L43 61V59H44V61H46L45 59H50V58H48L47 56H46V58L44 57L43 58ZM53 57V56H52ZM70 57V56H69ZM111 57V56H110ZM170 57H172V59H170ZM244 58H246V57H249V56H247V55H245V56H243ZM20 59L22 62V67H25V68H22V69H24V71H25V69H27V63L25 64H23V62H30V63H33V61H37V60H35L36 59V57H34L35 59L33 60V61H30V60H32L31 58H30V60L28 59V58H23V59ZM58 58V57H57ZM57 58H56V60H57ZM66 58V57H65ZM64 58V59H65ZM75 58H74V60H75ZM128 58V57H127ZM261 58V57H260ZM1 59H3V57L1 56L0 57V61H1ZM7 59V62H8V59H10L9 58V55H8V57L6 58ZM24 59H26V60H24ZM63 59V58H62ZM63 59V60H64ZM68 58H66L65 60H67ZM71 59V58H70ZM70 59H69V61H70ZM86 59V61H88V63H89V60H87ZM90 59V58H89ZM102 59V58H101ZM106 59V58H105ZM115 59V58H114ZM135 59V58H134ZM170 59V60H169ZM241 59H242V57H241ZM248 59V58H247ZM27 60H29V61H27ZM40 60H38L37 62H40ZM51 60V59H50ZM52 60H54V62L56 61L55 59H52ZM51 60V61H52ZM58 60H59V58H58ZM74 63H75V61L73 60V59H71ZM91 60V59H90ZM93 60V59H92ZM96 60V59H95ZM109 60H112V58H110ZM118 60V59H117ZM117 60H115V61H117ZM124 60V59H123ZM244 60V59H243ZM6 61V60H5ZM12 62L13 60L12 59H10L9 60V62ZM42 61H41V63H42ZM49 61V60H48ZM61 61V60H60ZM60 61H58L59 63H60ZM68 61V62H69ZM82 61V62H83ZM86 61L84 62V66H78L79 64H76V70L75 71H78V72H81V74H82V72L83 71H87L88 70V68H89V70H90V72H88V73H90L91 74V76L93 77V75H95L96 77H98L97 75L99 74V73H101L102 74V71H100V69H102V68H100L99 69V67H101V66H99V67H97L96 69H95V66H97V65H93L94 66V68L90 65L89 67H87V66H85V65H87V64H85L86 63ZM105 61V60H104ZM119 61V60H118ZM117 61V63L115 62L114 63V61L112 62V61H110L111 62V65H113L112 66V68L111 69H113L114 67H115V69H116V71H118V70H122L123 71V68H126V67H129L128 66V62H127V60H125V62H122V60L121 61H119L118 62ZM2 62V61H1ZM0 62V64H2ZM17 61L15 60L14 62H12V63H14V64H12V63H10V64H12L13 65V67L15 68V63H16ZM35 62L33 63V64H35ZM50 62V61H49ZM62 62V61H61ZM100 62V61H99ZM126 62H127V64H126ZM136 62V61H135ZM138 62V63H139ZM165 62V64L163 65V63ZM3 63H4V59H3ZM18 63H20V62H17V64ZM20 63V64H21ZM46 63H47V61H46ZM45 62H43L42 64H46ZM66 63H67V61H66ZM66 63H64V66L66 65ZM78 63V62H77ZM95 63V62H94ZM97 63V62H96ZM134 63V62H133ZM133 63H131L132 65H133ZM232 63H234V62H232ZM20 64H18L19 66H20ZM32 64V65H33ZM38 65H42V64H40V63H37ZM37 64H35L36 65V67H37ZM48 64H50V63H48ZM53 64V63H52ZM52 64H50V65H52ZM55 64H56V62H55ZM62 64H63V62H62ZM75 64L73 65V64H71V65H73V66H75ZM81 64V63H80ZM81 64V65H82ZM98 64V63H97ZM24 65H26V66H24ZM34 65V66H35ZM47 65V64H46ZM54 65V64H53ZM68 65V66H67ZM65 67L67 68L68 67V69L70 68V66H69V64H67ZM103 65V64H102ZM159 65V66H158ZM161 65V66H160ZM169 65H172V64H170V63H168V66ZM236 65V64H235ZM6 66V65H5ZM4 65L2 66L1 65V67H4V68H6L5 69V71L6 70H8L7 72L9 73H11L13 70L11 69L10 71H9V69H7V66L5 67ZM9 66V65H8ZM11 66V65H10ZM9 66V67H10ZM48 66V65H47ZM57 66H58V64H57ZM60 66V68L62 69V68H64V67H61V66H63V65H59ZM72 66V68H74ZM131 66V65H130ZM145 66V67H146ZM173 66V65H172ZM177 66V65H176ZM233 66V65H232ZM8 67V68H9ZM17 67V66H16ZM29 67H31V65L29 64V66H28V69H29ZM43 67H45V65L43 66L42 65V68ZM49 67V66H48ZM90 67H92L93 69H91ZM156 67V68H155ZM250 67V66H249ZM19 67H17V69H18ZM50 68H51V66H50ZM53 68L55 69V67L53 66ZM59 68V69H60ZM71 68V69H72ZM142 68V67H141ZM147 68V69H148ZM158 68V69H159ZM166 68V67H165ZM174 68L176 69V71L178 70L175 66H174ZM174 68H171V69H174ZM182 68V67H181ZM181 68H179V69H181ZM184 68V67H183ZM211 68V69H210ZM16 69V70H17ZM19 69H21V67L19 68ZM60 69V70H61ZM115 69H113V70H115ZM128 69V68H127ZM137 69V68H136ZM163 69V68H162ZM161 69V70H162ZM167 69V68H166ZM168 69H170V67H168ZM175 69H174V71H172V72H175ZM262 69V68H261ZM4 70V69H3ZM30 70V69H29ZM31 70H32V68H31ZM45 72H44V71ZM42 70V72H44V74L46 73V70H48V68L45 70V68ZM51 70V71H50ZM49 71H50V73L52 72V68L50 69ZM56 70H58L57 68H56ZM63 71L65 70V73L64 74H66V70L67 69H62ZM62 70H61V72H62ZM74 70H71V72H70V69H69V72L71 73V75L69 74V73H67V74H69L70 76H74L75 74L77 75V74H80V73H78V72H74V75H72L73 74V71ZM103 70V69H102ZM113 70H109L108 72H109V75H111L110 73H112L111 71H113ZM121 70H120V72H119V77L121 76V78L124 76H122V74H120L121 73ZM125 70V69H124ZM240 70V69H239ZM49 71H47V72H49ZM148 71V70H147ZM148 71V72H149ZM162 71H164V70H162ZM167 71V70H166ZM166 71H164L165 72V74H166ZM264 71V70H263ZM2 72H4V71H2ZM22 72V71H21ZM20 72V73H21ZM57 72V71H56ZM54 70H53V73H51V74H54V73H56ZM60 72V71H59ZM59 72H57V74L59 73ZM107 72V71H106ZM131 72V71H130ZM163 72V73H164ZM167 72H169V71H167ZM170 73V74H173V73ZM180 72V71H179ZM179 72H177L178 74H179ZM8 73H6L5 72V75L6 76H9V74ZM18 73V72H17ZM16 73V74H17ZM35 73V72H34ZM39 74H40V71L38 72ZM49 73V74H50ZM63 73H62V75H63ZM114 73V72H113ZM134 73V72H133ZM133 73H131V77L133 78ZM150 73V72H149ZM149 73H148V75H149ZM176 73V72H175ZM174 73V74H175ZM0 74H2V73H0ZM31 74H32V72H31ZM42 74V73H41ZM40 74V77L42 76ZM47 74V73H46ZM61 74V73H60ZM93 74V75H92ZM123 74H124V72H123ZM143 74H145V73H143ZM142 74V75H143ZM164 74V75H165ZM170 74H167L166 76H163V74H162V76H160L161 75V73H160V75H157L156 77H159V80H160V83L163 81L164 83L166 82V81H168V80H170V79H172V75H170ZM38 75V74H37ZM55 75V74H54ZM62 75H61V77H62ZM89 75V74H88ZM88 75H86V76H88ZM108 75V76H109ZM113 75V74H112ZM125 75H128V74H125ZM43 76H45V75H43ZM48 78H49V75L47 74L46 75ZM85 76V75H84ZM90 76V75H89ZM104 76H106V74L104 75ZM137 76V75H136ZM140 76V75H139ZM138 76V77H139ZM172 76V77H171ZM180 76H182V75H180ZM5 77V76H4ZM10 77V76H9ZM21 77V76H20ZM34 77V76H33ZM37 77V76H36ZM66 77H68V75L66 76ZM100 77H101V75H100ZM103 77V76H102ZM107 77V76H106ZM118 77V78H119ZM125 77V76H124ZM123 77V78H124ZM131 77H129L128 78V76H127V78L129 79V81H130V79H131ZM144 77H146V75L144 76ZM148 77V76H147ZM156 77L154 78L155 80H157L156 79ZM174 77H175V75H174ZM174 77H173V79H174ZM8 78V77H7ZM22 78V77H21ZM27 78V77H26ZM45 78V77H44ZM73 78V77H72ZM80 77H78V78H76V80L77 79H79ZM122 78V79H123ZM151 78V77H150ZM180 77H178V79H179ZM239 78V77H238ZM10 79V78H9ZM40 79V78H39ZM43 79V78H42ZM52 79H55L53 76H52ZM56 79H59V78H56ZM65 79V78H64ZM64 79H61V81L63 82V80ZM74 79V78H73ZM83 79V78H82ZM95 79H97V78H92V80H94L95 81ZM99 79V78H98ZM97 79V80H98ZM100 79H102V78H100ZM113 79V78H112ZM112 79H111V81H112ZM115 79H117V78H115ZM125 79H126V77L124 78V81H122L121 80V82L124 84V85H126L124 82H125ZM134 79V78H133ZM153 79V78H152ZM151 79V81H153ZM173 79H172V81H173ZM175 79L177 80V78L175 77ZM175 79H174V81H175ZM219 79V78H218ZM242 79V78H241ZM27 80V79H26ZM49 80H51L50 78L47 80V81H49ZM60 80V79H59ZM67 80V79H66ZM65 80V82H67L66 84H68V82L71 80V79H69L68 81H66ZM114 80V79H113ZM139 80V79H138ZM150 80V79H149ZM154 80V81H155ZM3 81H5V80H3ZM12 81V80H11ZM10 81V82H11ZM34 82H35V80H33ZM37 81V80H36ZM53 80H51V82H52ZM58 81V80H57ZM56 81V82H57ZM75 80H73V82H74ZM85 82H86V79L84 80ZM107 81V80H106ZM106 81H105V83H106ZM109 81V80H108ZM107 81V82H108ZM132 79H131V81L130 82H128V80H126V82H127V84L128 83H132ZM140 81V80H139ZM153 81V82H154ZM171 81V80H170ZM169 81V82H170ZM173 81V82H174ZM219 81V80H218ZM226 81V80H225ZM248 81V80H247ZM6 82V81H5ZM41 82V81H40ZM43 82V81H42ZM45 82H46V80H45ZM71 82V81H70ZM77 82V81H76ZM76 82H74V83H76ZM83 82V81H82ZM89 82V84H90V82H91V80H89L88 81ZM88 82H86V83H88ZM110 82V81H109ZM113 82H115V81H113ZM112 82V83H113ZM137 82L138 81H136L135 82V80H134V83L133 84H137ZM150 82V81H149ZM158 82L159 81H155L154 82V84H156V85H159L158 84ZM163 82H162V85L161 86H164L163 85ZM246 82V80H244L243 79V81L241 82V83H245ZM33 83V82H32ZM36 83H38V82H36ZM47 83H49V82H47ZM46 83V84H47ZM53 83H55V80L53 81ZM77 83H79L80 85H78ZM76 83V86H74L73 85V83L72 84H70V85H72V86H74V87H76V88H82V87H80V86H83L81 83H80V81L79 82H77ZM85 83V84H86ZM93 83V82H92ZM91 83V84H92ZM112 83H110V84H112ZM116 83H118V82H116ZM147 83V82H146ZM151 83V82H150ZM167 83V82H166ZM229 83V82H228ZM232 83V82H231ZM233 83H234V81H233ZM232 83V84H233ZM247 83V82H246ZM249 83H250V85H248L247 86V91H248V93L250 94L249 96H252V94H253V98H255V96H257L256 97V99H258L259 100V106H256V108L257 107H259V109H260V111H259V115H253V117L254 118H256L255 120L253 119V120H245V121H243V120H239V119H237L236 117H235V115H233V114H231V112H233L234 110L233 109H236V108H234V104L232 103V102H238V101H241V100H243V99H245L244 98V96H242V94H241V92L238 90V91H236V89H232V91H230V93L228 94V96L226 97L225 96V94H222V93H220V94H217V96L216 97H210V96H207V98H205V99H203L202 101H200V99H198L200 102H198V104H196V105H193L192 104V107L191 108H189V110L191 111V115L194 117V118H200V119H202V117L204 118V117H206L207 119H210V118H215V120L214 121H212V122H209V121H207L206 122V124H204V129L202 130V132H200L199 134L198 133H196V134H190V132H189V128L188 129H184V131H182V132H169L168 130H166V128L162 125V124H160L158 127H156V128H154V130H150V131H148L147 133H145L147 136L145 137V139H143V140H145V144H143L142 143V145H145L144 146V148L147 146V150H145L146 151V153H145V151H144V153H143V155L142 156H140V158L137 160V162L136 163H132L133 165H130L129 167L127 166V168L126 169H122V168H120V166H121V164H120V166H119V168H114V169H112L111 167H116L117 165H118V163H120L118 160V163H117V161L115 162V163H117V165H114V164H109L108 162H107V165L106 164H104V165H106L105 167H101V169L99 170V168L97 169L98 171H101L99 174L100 175H98L97 173H95L94 171H92V172H85V171H83V167L82 168H79L78 167V169H74L75 167H73L72 168V166H71V164L74 162V161H78V163H80L82 160H81V157H83V153H82V156H81V154L79 153V152H71L70 153V157H68L67 158V160L65 161V162H63V163H59V157L57 158L56 156H55V154L53 153V151L51 152V150L52 149H50V152L49 153H44V152H40V148H39V150L38 149H35V150H33L34 152H36L37 150L39 151V152H36V153H34L33 151V154L31 155V162H30V165L28 166V167H26L25 169H23V168H17V169H11V168H4L3 167V162L5 161H3L2 159H4V158H2L1 160H0V252H2V249L6 246V243L8 242V241H13L14 240V243H15V240H20V243L18 244V245H16L17 247H15L16 248V250H15V253L16 254H14L15 255V258L13 257V262L11 263V262H9L10 264H48V263H50L52 260H54V259H56V260H58V262L60 263L61 261H59L60 259H57V258H59V257H61V254H62V252L64 251V249H65V235H68V233H72V232H70V229H72V226H73V221L71 222V221H69L68 219H66L65 218V220H62V219H60L59 217H60V215L62 214V212H63V210H62V207H63V203H64V201H69L70 199H72V200H74V204L76 205V209L75 210H80V211H82L83 209H84V206L88 203V202H92L91 203V205L94 203L95 205L97 204V202L99 201H97L96 202V200H97V194L100 192V191H103V190H105L106 188H109L110 186H114L116 189H119V190H121V186L123 185V184H121V186L120 185H117V186H115V183H116V181L118 180V178L120 177V175H124V173L125 172H131L132 170H134V167L136 166V165H140L141 163H143L144 162V160H145V158H147V157H150L151 158V156H154L155 155V153L156 152H158L160 149H163V150H165L166 151V155L165 156H173L175 159V164L174 165H172V167H171V172H170V175L168 176H164V175H162V174H160V173H158L159 172V169H160V167L156 164V165H153V166H147V167H145V168H142L141 169V173H140V175L138 176V177H135L132 181V183H133V185H135V183L136 184H138L137 182H139L140 184H146L147 182H148V178L150 177V179H149V181L151 180V181H153V183H165V180L169 177L170 179H173V181H174V186H178V188H179V190H177L178 188L176 187H174V186H172V187H167V186H165V188H164V192L165 193H163V194H166L165 196H166V198L167 199H174V200H181L183 197H185L187 194H189V193H191V194H195V193H201V195H202V193H209L208 192V190H210L211 188H213V187H215V186H218L219 185V182H218V180L220 179V178H222V179H224V178H227V179H232V180H234L235 182H240V178H245L246 176H249V175H252L253 177H259V176H261L262 177V175H264V152H263V145H264V75L263 76H261V78H260V80H256V81H253L252 82V80H250L249 81ZM5 84V83H4ZM25 84V83H24ZM42 84H44V83H42ZM52 84V83H51ZM59 83L57 82V84L55 83L54 85H58ZM63 84H65L64 82H63ZM65 84V85H66ZM85 84H84V86H85ZM90 84V85H91ZM97 84H101V82L100 83H98L97 82ZM106 84H108V83H106ZM105 84V87L106 88H108L107 87V85ZM115 84V83H114ZM119 84H120V82H119ZM133 84L131 85V87H133ZM148 84V83H147ZM152 84V83H151ZM169 84H171V82L169 83ZM168 84V85H169ZM186 84V83H185ZM232 84H230V85H232ZM235 84V83H234ZM233 84V85H234ZM27 85V84H26ZM33 85V84H32ZM31 85V86H32ZM39 85H40V83H39ZM38 85V87H39V89H40V87L41 86H39ZM47 85H49V84H47ZM63 88H65L63 85H62V83L60 84ZM87 85V84H86ZM92 85H94V84H92ZM96 85V84H95ZM113 85V84H112ZM118 84H116V86H117ZM121 85V84H120ZM138 85V84H137ZM140 85V84H139ZM142 85V84H141ZM141 85L138 87V88H140L141 87ZM143 85H144V83H143ZM143 85H142V87H143ZM156 85H153L154 86V88H155V86ZM159 85V86H160ZM173 85V84H172ZM232 85V86H233ZM28 86V85H27ZM34 86V85H33ZM55 86V87H56ZM72 86H69V88L71 87V89H72ZM79 86V87H78ZM83 86V87H84ZM101 86V85H100ZM99 86V87H100ZM109 86V85H108ZM116 86H113V87H115L116 88ZM123 86V85H122ZM122 86H119V87H122ZM144 86H146V85H144ZM219 85H217L216 86V88L218 87ZM229 86V85H228ZM232 86H229V88L230 87H232ZM235 86L237 87V85L235 84ZM3 87V86H2ZM36 87V86H35ZM62 87H59V85H58V88H60V90H65V89H63ZM73 87V88H74ZM87 87V86H86ZM84 88V89H87V88ZM93 87V86H92ZM102 87H104V86H102ZM110 87V86H109ZM113 87H111V88H113ZM141 87V88H142ZM148 87V86H147ZM165 87V86H164ZM169 87H171V86H169ZM215 87V86H214ZM224 87V86H223ZM222 87V88H223ZM29 88V87H28ZM33 88V87H32ZM68 88V87H67ZM67 88H66V90H67ZM95 88V87H94ZM110 88V89H111ZM140 88V89H141ZM149 88H150V86H149ZM151 88H153V87H151ZM153 88V89H154ZM162 88V87H161ZM186 88H188V86L187 87H183V90L185 91V89ZM215 88V89H216ZM219 88V87H218ZM245 88H246V86H245ZM10 89V88H9ZM19 89V88H18ZM30 89V88H29ZM36 89V88H35ZM46 89V91L45 92H47V91H49L50 89H47V87L45 88ZM55 89V88H54ZM53 89V90H54ZM57 89V88H56ZM84 89H83V91H84ZM89 89H91V93L93 92L92 90V88H89ZM152 89V90H153ZM159 89V90H158ZM158 89L157 90H155V91H153V93L151 94L152 96H151V98L153 97V99H155L156 97H157V95H159V91H160V87H158ZM221 89V88H220ZM8 90V89H7ZM28 90V89H27ZM32 90H34V89H31V91ZM43 90H44V88H43ZM70 90V89H69ZM68 90V92H70ZM74 90H76V89H74ZM79 90V89H78ZM101 90V89H100ZM143 90V89H142ZM145 90V89H144ZM172 90V89H171ZM174 90V89H173ZM179 90H182V89H179ZM186 90H188V89H186ZM218 90V89H217ZM223 90V89H222ZM224 90H226V89H224ZM11 91V90H10ZM29 91V90H28ZM38 91H41V92H43L42 91V89H40V90H38ZM38 91H36V93H37V95L40 93H38ZM52 90H50V95L47 93V95L49 96V97H51V93L53 94V92H51ZM77 91V90H76ZM98 91V90H97ZM124 91V90H123ZM45 92L44 93H42V94H44L45 95ZM66 92V91H65ZM65 92H60V93H64L65 94ZM85 92V91H84ZM96 92V91H95ZM140 92V91H139ZM179 92H181V91H179ZM178 92V93H179ZM219 92H220V90H219ZM24 93V92H23ZM31 93V92H30ZM54 93H58L57 91L56 92H54ZM79 93V92H78ZM174 93V92H173ZM218 93V92H217ZM32 94V98L34 97L33 96V94H34V91H33V93H31ZM31 94H29L28 95V98H30L31 99V97H29V96H31ZM56 94L54 95L53 94V98L56 96ZM59 94V93H58ZM57 94V95H58ZM68 93H66V95H67ZM71 95H72V93H70ZM76 94H77V92H76ZM84 94H86V93H84ZM144 94V93H143ZM255 94V95H254ZM24 95V94H23ZM41 95V94H40ZM39 95V96H40ZM44 95H42V96H44ZM59 95H62V94H59ZM100 95V94H99ZM227 95V94H226ZM13 96V95H12ZM21 96V95H20ZM27 95H26V93H25V96H23V97H26ZM36 96V95H35ZM46 96V95H45ZM189 96V95H188ZM22 96H21V98H23ZM37 97V96H36ZM47 97V96H46ZM45 97V98H46ZM51 97V99L53 100V98ZM70 99H71V96H68ZM242 97H243V99H242ZM20 98V97H19ZM27 97L24 99V101L26 100H30V99H28ZM40 98V97H39ZM44 98V97H43ZM42 97H41V99H43ZM75 98V97H74ZM38 98H36V100H35V98H33V100H35V102L36 101H38L37 100ZM41 99H39V100H41ZM60 98H58V101H60L59 100ZM62 99H63V102H64V100H66V99H68L67 97H65V99H64V96H62ZM153 99H152V101H153ZM247 99V98H246ZM246 99H245V102H246ZM19 100V99H18ZM253 100V99H252ZM20 102L22 101V99L21 100H19ZM24 101H23V103H24ZM25 101V102H26ZM51 101V100H50ZM57 101V99L56 100H54V102H56ZM70 101V100H69ZM101 101V100H100ZM30 102H33V101H30ZM44 102H46V101H44ZM62 102V101H61ZM234 102V103H235ZM16 103V102H15ZM66 103V102H65ZM193 103V102H192ZM233 105H232V104ZM19 104V102L17 103V105ZM22 104V103H21ZM14 105V104H13ZM12 105V106H13ZM23 105V104H22ZM66 105V104H65ZM242 105V104H241ZM240 105V106H241ZM10 106V107H9ZM8 106V108H11V105H9ZM188 106V105H187ZM191 106V105H190ZM77 107V106H76ZM139 107V106H138ZM150 107V106H149ZM153 107V106H152ZM13 108V107H12ZM57 108V107H56ZM65 108V107H64ZM140 108V107H139ZM186 108V107H185ZM237 108H239V107H237ZM48 109V108H47ZM46 109V110H47ZM81 109V108H80ZM146 109V108H145ZM240 109V108H239ZM16 110V109H15ZM23 110V109H22ZM45 110V111H46ZM70 110V109H69ZM131 110V109H130ZM141 110V109H140ZM38 111V110H37ZM136 111V110H135ZM189 111V112H190ZM68 112V111H67ZM226 112H228V113H230L226 118L224 117V113H226ZM40 113V112H39ZM76 113V112H75ZM98 113V112H97ZM139 113L140 112H135V114L133 115H131L130 114V116L129 117H125L124 118V120L122 121V122H120L119 124H117L116 123V125H113V126H110V125H105L103 128H99L98 126V128L100 129L99 130V132H98V134L96 133V135L98 136V137H100V140L98 141V143H96V144H92V147H93V149L94 148H96L97 146H99L100 145V148H101V146H102V148H103V145H106L105 143H109V142H107V139L109 138V137H111L112 138V140H119V139H124V138H127L130 142H131V140H132V142H133V140L135 141V140H137L136 139V137H137V134H138V132H140V133H142V131H143V124H142V120L140 119V117H139ZM144 113L145 114H149L150 115V113H148V112H146V110H144ZM182 113V112H181ZM257 113V112H256ZM43 112H42V115H40V116H43ZM63 114V113H62ZM151 114H152V112H151ZM18 115V114H17ZM39 115V114H38ZM61 115V114H60ZM69 115H70V113H69ZM157 115H159V113L157 114ZM243 115V114H242ZM153 116V115H152ZM151 116V117H152ZM223 116V117H222ZM236 116H238V114L236 115ZM246 116V115H245ZM250 116V115H249ZM36 117V116H35ZM72 117V116H71ZM180 117V116H179ZM192 117V118H193ZM217 117H222V118H217ZM248 117V116H247ZM37 118V117H36ZM58 118V117H57ZM56 118V119H57ZM113 118V117H112ZM149 118V117H148ZM182 118V117H181ZM193 118V119H194ZM198 118V119H199ZM217 118V119H216ZM39 119V118H38ZM59 119V118H58ZM150 119V118H149ZM159 119H161V118H159ZM176 119V118H175ZM180 119V118H179ZM197 119V120H198ZM246 119V118H245ZM0 120H2L1 118H0ZM122 120V119H121ZM5 121V120H4ZM10 121V120H9ZM120 121V120H119ZM161 121V120H160ZM159 121V122H160ZM183 121H184V119H183ZM3 122V121H2ZM58 122V121H57ZM94 122V121H93ZM104 122V121H103ZM115 122V121H114ZM118 122V121H117ZM151 122V121H150ZM173 122H174V120H173ZM172 122V123H173ZM185 122V121H184ZM184 122H182L181 124H183ZM5 123H7V122H5ZM107 123V122H106ZM0 124H1V122H0ZM4 124V123H3ZM3 124H1L2 125V128H4L3 127ZM8 124V123H7ZM34 124V123H33ZM60 124V123H59ZM58 124V125H59ZM96 124H97V121H96ZM105 124V123H104ZM1 125H0V127H1ZM43 125V124H42ZM52 125V124H51ZM47 126L48 127V130H49V128L51 129V127L53 126ZM57 125V126H58ZM60 125H62V124H60ZM16 126V125H15ZM25 126H26V124H25ZM64 126V125H63ZM62 126V127H63ZM175 126V125H174ZM7 128H9L8 127V125L6 126ZM6 127H5V129L4 130H6ZM34 127V126H33ZM60 127V126H59ZM96 127V126H95ZM96 127V128H97ZM152 128H153V126H151ZM173 127V126H172ZM183 127H184V125H183ZM2 128H0L1 130H2ZM10 128H12V127H10ZM9 128V129H10ZM13 128H15V127H13ZM12 128V129H13ZM46 128V127H45ZM45 128H43V129H45ZM52 128H54V126L52 127ZM61 128V127H60ZM27 129V128H26ZM25 129V130H26ZM31 128H28L27 129V131L24 133L25 134V136H26V133L28 132V135H29V138H27V140H28V142H29V139H30V137H31V139L30 140H34L32 137H34L33 135H35V130H34V128L33 129H31L32 131L34 130V134L31 132V130H30ZM42 129V128H41ZM91 129V128H90ZM4 130H2V131H4ZM8 130V129H7ZM7 130H6V132H7ZM29 130H30V132L31 133H29ZM36 130H37V128H36ZM38 130H40V129H38ZM37 130V131H38ZM46 130H47V128H46ZM55 130H57V128L55 129ZM55 130H53L52 132L54 133V132H57L58 131V134H59V131H61V130H57V131H55ZM98 130V129H97ZM97 130H95V131H97ZM21 131V130H20ZM41 131H44V130H40V134H44L45 132H43V133H41ZM79 131V130H78ZM62 132H64L63 130H62ZM83 132V131H82ZM88 132V131H87ZM38 133L39 132H37V136H38ZM49 133H51V131L49 130ZM49 133H47L46 132V136H49ZM53 133H51L50 134V136H52V134ZM70 133V132H69ZM73 133V132H72ZM74 133H76V131L74 132ZM81 133V132H80ZM86 133V132H85ZM30 134H33L32 136H30ZM48 134V135H47ZM77 134V133H76ZM153 134H157L158 135V137L155 139V141H153V139H154V135ZM27 135V136H28ZM55 134H53V136H54ZM61 135H63V134H60L59 135V139H60V136ZM74 135V134H73ZM72 135V136H73ZM144 135V134H143ZM142 135V136H143ZM36 135H35V137H37ZM39 136H41V135H39ZM45 135H43V137H46ZM49 136V138L48 139H52V138H54L53 136L52 137H50ZM75 136H77V135H75ZM96 136V137H97ZM138 136L140 137V135L138 134ZM42 137V136H41ZM42 137V138H43ZM63 137H64V135H63ZM62 137V138H63ZM144 137V136H143ZM46 138V139H47ZM58 138V137H57ZM37 139V138H36ZM35 139V140H36ZM51 139H50V142H51ZM70 139V138H69ZM131 139V140H130ZM142 139V138H141ZM39 140L40 141H43V140H45L44 138H43V140L42 139H40L39 138ZM65 140H66V138H65ZM73 140V139H72ZM71 140V141H72ZM75 140V139H74ZM77 140V139H76ZM109 140V139H108ZM56 141H58V139L56 140ZM70 141V142H71ZM110 141V140H109ZM119 141H122V140H119ZM129 141H128V143H129ZM139 139L136 141L138 144H139ZM31 142V141H30ZM29 142V143H30ZM37 141H34V143H36ZM44 142H46V141H43V143ZM67 143L66 141H63V143ZM114 142V141H113ZM118 142V141H117ZM123 142H126V141H124L123 140ZM131 142V143H132ZM41 143V142H40ZM39 143V144H40ZM47 143V142H46ZM49 143V142H48ZM47 143V144H48ZM60 143H62V142H60L59 141V143L58 144H60ZM120 143V142H119ZM122 143V142H121ZM120 143V144H121ZM130 143V144H131ZM33 144V143H32ZM38 144V143H37ZM36 144V145H37ZM56 144V143H55ZM110 144V143H109ZM134 144V143H133ZM29 145H31V144H29ZM42 145V144H41ZM46 145V144H45ZM135 145H137L136 143H135ZM134 145V146H135ZM114 146V145H113ZM120 145L118 144V147H119ZM125 146H126V143H125ZM123 144H121V148L122 147H125ZM128 146H130V145H128ZM131 146H133L132 144H131ZM42 147V146H41ZM43 147H44V144H43ZM91 147V148H92ZM106 147H108V146H106ZM105 147V150L107 149ZM110 147V146H109ZM114 147H117V146H114ZM137 147H138V145H137ZM136 146H135V148L136 149H139V148H137ZM141 147V146H140ZM97 148H99V147H97ZM96 148V149H97ZM99 148V149H100ZM120 148V147H119ZM118 148V149H119ZM129 148V147H128ZM135 148H129L130 150L132 149H134L135 151H136V149ZM142 148V147H141ZM34 149V148H33ZM41 149H44V148H41ZM95 149V150H96ZM99 149H97L96 151H99ZM109 149V148H108ZM112 149V146H111V148L109 149V150H111ZM126 149H127V147H126ZM125 149V150H126ZM102 150V152H104L103 150L104 149H101ZM116 150H117V148H116ZM122 150H124V149H122ZM122 150H120L121 151V154H122ZM141 150V149H140ZM67 151H68V149H67ZM71 151V150H70ZM94 150H92V152H93ZM95 151V152H96ZM118 151V150H117ZM120 151H119V154H120ZM162 151V150H161ZM164 151V152H165ZM65 152V151H64ZM111 152V151H110ZM125 152V151H124ZM123 152V153H124ZM128 152V151H127ZM136 152H138V150L136 151ZM107 153H109L108 152V150H107ZM27 154H29V153H27ZM27 154H26V156H27ZM30 154H31V152H30ZM80 154V155H79ZM95 154V153H94ZM141 154V153H140ZM62 155L63 156H67V152H66V154H63L62 153ZM85 155V154H84ZM106 155V154H105ZM81 156V157H80ZM139 156V155H138ZM164 156V155H163ZM162 155H161V157H163ZM1 157H3V156H0V158ZM8 157V156H7ZM7 157L5 158V159H7ZM29 157V156H28ZM94 157V156H93ZM96 157V156H95ZM109 157V156H108ZM172 157V158H173ZM27 158V157H26ZM84 158V157H83ZM98 158V157H97ZM171 158V157H170ZM9 159V158H8ZM104 159V158H103ZM113 159V158H112ZM121 159V158H120ZM87 160V159H86ZM107 161H108V159H106ZM123 160V159H122ZM125 160V159H124ZM102 161V160H101ZM99 162V163H101L102 164V162ZM113 161V160H112ZM111 160H110V163L112 162ZM146 161V160H145ZM106 162V161H105ZM104 162V163H105ZM174 162V161H173ZM9 163V162H8ZM94 163V162H93ZM123 164V163H122ZM173 164V163H172ZM62 165H66V170H67V174H68V176L67 177H65L64 176V174H63V172L61 171V166ZM98 165H100V164H98ZM98 165H97V167H98ZM103 164H102V166H104ZM138 165V166H139ZM81 166V165H80ZM141 168V167H140ZM88 169V168H87ZM112 169V170H111ZM87 171V170H86ZM102 171H107V172H105V173H102ZM66 174V175H67ZM164 176V177H163ZM264 177V176H263ZM81 180H85L86 182H88V185H89V187L86 189V190H84L83 191V193L81 194V195H79V196H75L74 195V191H75V189H76V191H77V187H81V183L82 182H85V181H82L81 182ZM150 181V182H151ZM223 182H224V180H223ZM207 183H210L211 185H206ZM172 184V183H171ZM218 184V185H217ZM221 185L223 184V183H220ZM80 185V186H79ZM220 185V186H221ZM119 186V187H118ZM136 188V187H135ZM222 187H220L218 190H220ZM83 189H85V188H83V186H82V190ZM214 190H216L215 188H213ZM147 190V189H146ZM145 191V190H144ZM144 191H136L135 189H133V192H131L130 194H125V193H123L122 195L120 194V196L118 195V197H117V199H116V205H120L121 207L120 208H124V209H128V208H130V209H135L136 210V208H139V207H141V209L142 208H149V209H153V210H155V211H160L161 210V203H160V200L158 199V196L156 195V193L154 192V191H152V190H149V192L148 193H146V192H144ZM163 191V190H162ZM211 191H212V189H211ZM210 191V192H211ZM120 192V191H119ZM218 192V191H217ZM213 193V191L211 192V193H209V194H212ZM219 193V192H218ZM217 194V193H216ZM214 195V194H213ZM220 195V194H219ZM147 196H149L148 197V199H146L145 197H147ZM190 196V195H189ZM195 196V195H194ZM209 196V195H208ZM241 197V196H240ZM144 198L146 199V201H147V203H144L143 202V200H144ZM259 198V197H258ZM28 200H33V201H29V202H32V203H29L28 202ZM149 200V201H148ZM186 200H187V197H186ZM258 200V199H257ZM17 201H20V202H22L23 203V201H27L28 203L27 204H30V206H28V208H23V209H21V210H18L16 207V209H13V204H15ZM111 201V200H110ZM184 201V200H183ZM233 201V200H232ZM37 202H39L38 204H37ZM55 202H56V207H55V209L53 210H51V211H48V210H45L42 206H47V205H52V203L53 204H55ZM115 202V201H114ZM252 202V201H251ZM22 203H20V204H22ZM113 203V202H112ZM184 203V202H183ZM190 203V202H189ZM24 204H26V203H24ZM98 204H99V202H98ZM187 204V203H186ZM185 204V205H186ZM192 204V203H191ZM16 205V204H15ZM23 205V204H22ZM208 205V204H207ZM236 205V204H235ZM248 205V204H247ZM90 206V205H89ZM180 206V205H179ZM184 206V205H183ZM23 207V206H22ZM26 207H27V205H26ZM86 207V206H85ZM88 207V206H87ZM204 207V206H203ZM86 209V208H85ZM129 210V209H128ZM139 210V209H138ZM152 210V211H153ZM79 211V212H80ZM121 211H123L122 209H121ZM130 211V210H129ZM137 211V210H136ZM124 212V211H123ZM126 212H128L127 210H126ZM149 212V211H148ZM161 212V211H160ZM81 213V212H80ZM84 213H86V212H84ZM85 215V214H84ZM155 215V214H154ZM157 215V214H156ZM151 216V215H150ZM162 216V215H161ZM154 217H156V216H154ZM201 217V216H200ZM192 218V217H191ZM167 219V218H166ZM157 220V219H156ZM159 221V220H158ZM164 221V220H163ZM160 222V221H159ZM165 222V221H164ZM97 223V222H96ZM166 223H167V221H166ZM165 223V224H166ZM135 224V223H134ZM159 224V223H158ZM136 225V224H135ZM138 225V224H137ZM78 228V227H77ZM93 228V227H92ZM141 228V227H140ZM74 229V228H73ZM78 230H79V228H78ZM93 230V229H92ZM141 230V229H140ZM72 231V230H71ZM77 231V230H76ZM79 232V231H78ZM75 234H76V232H75ZM74 234V235H75ZM73 236V234H70V235H68V236ZM72 236H71V238H72ZM110 238H111V236H110ZM67 240V239H66ZM183 240V239H182ZM70 241V240H69ZM107 241H109V240H107ZM111 243V242H110ZM16 244V243H15ZM15 246V245H14ZM74 247V246H73ZM14 248V249H15ZM11 249V248H10ZM10 249H9V251H10ZM13 251V250H12ZM261 252V251H260ZM10 253V252H9ZM8 253V254H9ZM5 256V255H4ZM220 256V255H219ZM11 257V258H12ZM225 257V256H224ZM63 258V257H62ZM220 258V257H219ZM219 260V259H218ZM12 261V260H11ZM55 262V261H54ZM57 262V263H58ZM63 262H65V261H63ZM240 262V261H239ZM4 263H6V262H4ZM215 263H218V262H215ZM245 264V263H244Z\"/></svg>",
    "mask_w": 264,
    "mask_h": 264
}]
</instances>
